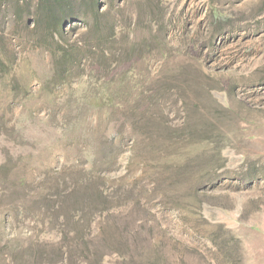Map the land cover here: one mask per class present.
<instances>
[{"label": "rangeland", "instance_id": "rangeland-1", "mask_svg": "<svg viewBox=\"0 0 264 264\" xmlns=\"http://www.w3.org/2000/svg\"><path fill=\"white\" fill-rule=\"evenodd\" d=\"M73 3L0 0V264H264V0Z\"/></svg>", "mask_w": 264, "mask_h": 264}, {"label": "trees", "instance_id": "trees-1", "mask_svg": "<svg viewBox=\"0 0 264 264\" xmlns=\"http://www.w3.org/2000/svg\"><path fill=\"white\" fill-rule=\"evenodd\" d=\"M46 5L47 15L54 19V21L63 20L71 16V8L74 7L75 0H41ZM92 1V0H88ZM89 4V2H87Z\"/></svg>", "mask_w": 264, "mask_h": 264}]
</instances>
